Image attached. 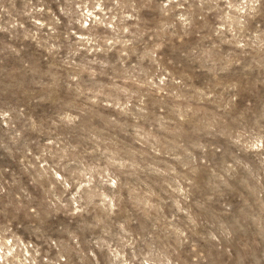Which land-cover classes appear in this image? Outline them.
I'll return each mask as SVG.
<instances>
[{
  "label": "rangeland",
  "instance_id": "374dc122",
  "mask_svg": "<svg viewBox=\"0 0 264 264\" xmlns=\"http://www.w3.org/2000/svg\"><path fill=\"white\" fill-rule=\"evenodd\" d=\"M0 264H264V0H0Z\"/></svg>",
  "mask_w": 264,
  "mask_h": 264
}]
</instances>
